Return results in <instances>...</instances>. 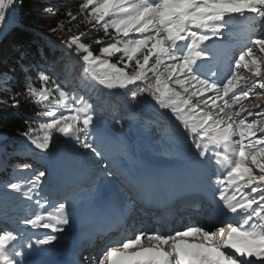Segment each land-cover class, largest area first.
Wrapping results in <instances>:
<instances>
[{"label":"snow or ice","instance_id":"snow-or-ice-1","mask_svg":"<svg viewBox=\"0 0 264 264\" xmlns=\"http://www.w3.org/2000/svg\"><path fill=\"white\" fill-rule=\"evenodd\" d=\"M16 6V0H0V30L9 26L8 12ZM77 8L75 13L66 11L69 24L82 20L111 37L107 42L94 40L98 49L82 41L87 33L64 42L69 55L81 61L80 84L122 89L130 102L170 113L192 137L201 163L215 169L209 186L217 216L231 214L234 219L221 220L215 230L202 225L172 234L140 230L112 239L88 259L94 264H264V0H80ZM44 12L53 10L46 7ZM236 18L247 21L248 43L221 76L207 67L214 59L207 42L222 38ZM66 28L71 31L59 25L61 31ZM117 55L123 67L111 62ZM8 79L7 73L0 76V91L8 93L0 96V105L18 108L22 101L31 102L43 106L37 116L50 118L22 133L36 150L49 153L53 133L58 132L96 157L103 156L94 139L89 140L96 108L90 97L65 91L45 71L37 73L38 87L27 78L23 91H10ZM21 167L28 170L32 165L25 162ZM47 176V170H33L24 181L31 185L23 192L29 201L33 191L41 195ZM5 187L21 191L20 183ZM42 200L47 197L34 200L35 210L21 223L50 229L35 241L45 246L57 240L52 233L64 232L70 218L66 202L48 212ZM34 250L24 232L0 227V264H31L27 257Z\"/></svg>","mask_w":264,"mask_h":264},{"label":"trees","instance_id":"trees-1","mask_svg":"<svg viewBox=\"0 0 264 264\" xmlns=\"http://www.w3.org/2000/svg\"><path fill=\"white\" fill-rule=\"evenodd\" d=\"M16 1L20 5V0ZM77 5L76 2L22 0L20 18L12 22L0 38V76L8 74L6 87L12 92L23 91L27 78H31L33 85L38 87L37 73L45 71L50 73L65 91L90 97L96 105L94 116L100 119L112 133L107 140L109 146L116 155L131 165L134 161L136 164L142 154H159L166 159H181L184 155L190 154L200 160L196 155L197 150L193 146L192 137L185 133L174 117H168V114L148 104L130 102L125 90L121 89L123 96H119L116 92L98 85L92 89H85L87 87L80 84L78 74L81 61L76 56L69 55L64 42L71 35L81 33H87L82 37V41L88 44L94 43L97 38L107 42L111 37H105L102 30H91L92 26L82 20L69 24L65 13L69 9L74 13L77 12ZM46 7L51 8L53 12H44ZM61 24L70 27L71 31L67 28L64 31L59 30ZM246 24L247 21L243 19H234L222 39L242 38V35L247 33ZM53 28H57V31L52 32ZM99 47L100 45L95 44L93 49ZM112 58L116 59L117 56ZM66 66H74V69L68 71ZM7 94L0 91V96ZM41 110L43 106L24 101L18 108L0 105V133L7 137L0 145V207H2L0 211H5L6 204H10L12 199L16 200L15 209L7 208V212L11 214L15 210L22 211L26 204L33 203L34 200L46 195L43 187L39 196L35 191L30 193L33 196L32 201L23 195V192L31 187L24 181L31 178L33 170H47L48 176L44 182L49 183L54 179L59 185H63L64 180L72 181L78 171L76 162L57 145L62 140H70L69 137L60 133V137L54 135L52 145L56 146L58 153L50 157L36 150L22 135L29 126L38 129L40 123L48 122L45 117L36 115ZM61 110L64 111L63 114H68L66 109ZM79 148L83 149L80 146ZM25 162L31 164L32 168L23 169L21 164ZM9 182L20 183L21 191L17 192L5 187Z\"/></svg>","mask_w":264,"mask_h":264},{"label":"rangeland","instance_id":"rangeland-1","mask_svg":"<svg viewBox=\"0 0 264 264\" xmlns=\"http://www.w3.org/2000/svg\"><path fill=\"white\" fill-rule=\"evenodd\" d=\"M50 1L51 3H67V2H76L77 4L80 3V0H47ZM9 22V26H10ZM3 28V30H0V38L2 35L7 31L9 28ZM221 38H213L211 41L207 42L210 46V49L213 52L214 59L211 61V63L207 66L213 71H217L221 76L228 71L230 62L233 60L234 56L238 54L237 47H241L242 45H246L248 43L249 39V33H245L242 35V38L238 40V42H228L226 44L223 43V41L220 40ZM246 42V43H245ZM93 48L95 43L90 44ZM243 47H241L242 49ZM97 55H99V52L96 51ZM112 63H116L118 67H123L124 65L119 63V55H117L116 59L110 58ZM98 87H102L99 86ZM85 89H90V88H85ZM92 89V88H91ZM109 90V89H108ZM120 90L121 89H113L110 91L116 92L118 95H120ZM121 96V95H120ZM261 104L264 103V101H260ZM54 107L55 105H51ZM61 109L65 108H60V112H63ZM68 114L64 115H69L70 112L68 109ZM59 114V112H58ZM171 116V115H170ZM172 117V116H171ZM45 119L48 121L50 118L45 117ZM92 135L89 136V140L92 141L94 139V142L97 146V148L103 153L102 157H96L94 154L90 153L89 151H86L84 149L79 148V144H77L74 140H62L60 143H57L58 147L63 148V152L70 156L74 162L78 165V171L75 174V177L72 179V181L64 180L63 185H59L56 183V181L50 180L51 176L49 178L50 182L48 183L47 181L43 183L41 187H43L44 193L46 192L47 200L42 201L44 204V209H46L48 212L54 211L55 207L59 202H66L67 203V208H66V213L70 218V223L69 225H65V231L62 233H52L57 236V240L53 242L52 245H35V241L38 238H43V235L45 233H50V229H44V228H36L33 229L30 226L23 225L21 223V220L27 216H29L34 210H35V204L34 202H29L26 204L27 206L25 208H22V211L15 210L13 212L12 216H6L3 214H0V218L6 219V221L11 220V225H14L15 229H19L20 231L24 232L25 238H30L31 242L34 244V251H32V254L27 257L30 261L31 264H52L55 263L57 260H60L62 257H65V254L63 252V249H70L72 246L73 241H77L78 236V231L81 230L82 224L79 225L74 218L80 214V209L82 206L87 204L89 197L93 195V193L97 192L101 186L107 187V183L110 180V175L111 172L106 173V168L113 166L116 168L120 173H118L119 176H122V174L126 173L127 175H134L135 177L142 176H154L156 173H164V172H170L169 174H172L173 172H179V171H185L186 169H193L197 175L200 177V181L202 180L201 177L207 178V174L212 172L211 170L208 169V166L206 163H201L198 158L191 157L190 154H186L183 156L182 159L180 160H175V159H164L160 157L159 154H152V155H144L142 154L141 157H138V161L135 165L134 161V166L129 165L125 163V160L122 157H119L114 153L112 148L108 145L107 140L111 136V131L109 128H107L101 121L100 119L96 118L94 116V125L92 126ZM54 135L59 136V133H54ZM6 135L3 133H0V145L1 143L6 139ZM69 139V138H68ZM58 149V148H57ZM56 150V146L52 145L50 152L49 153H44L45 156H50L54 157L58 152ZM121 166V168H120ZM110 168V169H111ZM106 173V174H105ZM110 173V174H109ZM102 176V178L100 177ZM128 177V176H127ZM72 178V177H71ZM121 178V177H120ZM118 179L119 178H115ZM71 180V179H70ZM131 180V177H130ZM209 180V179H208ZM123 182L129 181L128 179H123L121 180ZM134 182V180H132ZM92 184V185H91ZM83 185V186H82ZM87 185L94 186L92 188H89ZM202 186L210 187L209 182L206 183L202 180L201 183ZM87 188L89 193L87 196V193L85 191H82L83 188ZM127 187V186H125ZM87 190V189H86ZM87 190V191H88ZM129 190H131L129 188ZM208 193L211 192V189H204V192ZM82 191V192H81ZM127 191V190H125ZM125 191L122 192L125 193ZM132 193L135 195V192L131 190ZM128 192V191H127ZM120 195V202L119 204L123 203L124 201L123 196ZM128 195L125 194L124 198H128ZM15 199H12L10 204H6V209L5 211L7 212V208H10L12 210L15 209ZM124 204V203H123ZM128 206V204H125ZM2 209V207H0ZM24 209V210H23ZM4 211V212H5ZM10 213V212H9ZM26 213V215H25ZM29 213V214H27ZM8 214V213H6ZM7 221V222H8ZM76 227L70 229V227ZM13 229V230H15ZM81 233V232H80ZM79 233V234H80ZM73 236L75 239L73 240ZM82 236V235H80ZM71 250V249H70Z\"/></svg>","mask_w":264,"mask_h":264},{"label":"bare ground","instance_id":"bare-ground-1","mask_svg":"<svg viewBox=\"0 0 264 264\" xmlns=\"http://www.w3.org/2000/svg\"><path fill=\"white\" fill-rule=\"evenodd\" d=\"M16 5L17 6L12 10L14 12H19V19L20 5L17 1ZM117 172L121 174L118 170ZM169 173L170 172L156 173L152 177L150 175L145 177L142 176V178L141 176L135 177L134 175L132 176L124 173L122 176H115V178H119V180L111 177L107 183V187L101 186L95 194L91 195L87 204L84 202L80 214L74 218V220L79 225L82 224L83 227L78 231L81 233H78L79 237H77V242L81 237H83V234H85L87 230L90 229L91 231L93 229L94 225L98 223L99 218L101 219V217H104V219H108V213L118 215L115 217L118 221L116 219L113 221L110 220V223L114 227L119 223V220H123L132 214L134 204H128V206H126L125 201H122L124 204H119L120 195H122L123 191L128 190L129 188L135 192L134 201H147L152 204L153 207L166 205L167 203L174 205L187 204L196 206L198 203H201V201H209L210 194H208V190L207 192H204V189H210V187L208 188L201 185L202 180L204 182L206 181V183L209 182L206 176L201 177L202 180L200 181L199 175H197L193 169L189 168L185 171H179L177 173L173 172L172 174ZM123 179L129 180L127 181V184L126 182L121 181ZM132 180H134V182ZM214 207L215 205L213 204V208ZM76 227L71 226L70 229H74ZM80 243L82 244L83 241ZM67 262V264H70L71 262L72 264H75L74 262L76 261L68 259ZM80 264L87 263L81 261Z\"/></svg>","mask_w":264,"mask_h":264},{"label":"built area","instance_id":"built-area-1","mask_svg":"<svg viewBox=\"0 0 264 264\" xmlns=\"http://www.w3.org/2000/svg\"><path fill=\"white\" fill-rule=\"evenodd\" d=\"M18 13L19 12H14L12 9L8 12V20L10 22H14L18 20Z\"/></svg>","mask_w":264,"mask_h":264}]
</instances>
